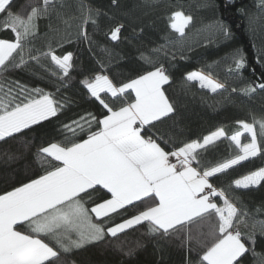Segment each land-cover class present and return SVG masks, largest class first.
Returning a JSON list of instances; mask_svg holds the SVG:
<instances>
[{
  "label": "snow or ice",
  "instance_id": "1",
  "mask_svg": "<svg viewBox=\"0 0 264 264\" xmlns=\"http://www.w3.org/2000/svg\"><path fill=\"white\" fill-rule=\"evenodd\" d=\"M232 2L227 0V3ZM12 3L13 0H0L2 26L15 34L14 41L0 39V141L23 135L24 130H32L34 125L56 117L64 107L55 99V94L39 88L28 89L19 81L8 80L6 72L28 68L29 60L47 71L40 61L41 57H50L62 73H51L59 81V92L66 87L64 78L70 77L73 68L72 53L57 56L49 46L48 52L33 55L32 49L24 43L35 35L36 19L54 12L59 17L57 3L64 8L65 0L29 3L26 7H30V12L26 16L13 12ZM112 5L119 7L118 0H112ZM204 6L214 7L210 3ZM258 7L264 13V0H259ZM78 10L80 17L73 19L81 21L77 25L81 30L79 35L87 40L83 26L89 21L96 24L93 14L101 13L83 0H78ZM192 19L182 11H175L170 28L183 37ZM122 27L118 25L111 30V40H118ZM216 34L230 36L222 21L216 22ZM232 61L236 72L246 66L240 50L233 54ZM185 80L198 82L201 88L213 93L225 89L223 83L198 71L188 72ZM169 82L170 76L162 63L120 84L99 73L81 81L107 114L97 118L88 113L63 125V130L71 136L36 151V162L43 174L0 194V264H67L62 254L101 241L105 235L116 237L144 222L148 223L149 234L162 237L186 227L190 233L189 226L194 223L206 224L207 232L196 240L203 250L199 264H245L249 255L264 264V257L255 251L257 227L259 225V234L264 237V221H256L244 207H238L240 200L235 194L236 190L264 187V166L232 181L228 185V191L234 193L231 197L224 188L218 189L210 182V178H218V174H226L244 161L264 159V119L254 117L252 123L237 121L251 137L250 142L244 144H241V131L227 137L221 127L204 136L202 141L192 140L166 150L168 144L174 145L163 128L166 118L171 119L175 111L163 88ZM257 89L264 91V83L249 84L241 91L250 96ZM132 93L134 98L129 100ZM77 130L86 133L87 138L79 142L72 139L78 134ZM222 137L234 142L238 153L205 167L198 150H206ZM101 191L110 194V198L87 208V200ZM129 206L137 209L136 214L105 229L104 218L112 219L113 213L122 215L121 210L126 212ZM90 213L100 222H93Z\"/></svg>",
  "mask_w": 264,
  "mask_h": 264
},
{
  "label": "trees",
  "instance_id": "2",
  "mask_svg": "<svg viewBox=\"0 0 264 264\" xmlns=\"http://www.w3.org/2000/svg\"><path fill=\"white\" fill-rule=\"evenodd\" d=\"M29 3L41 4L42 0H13L12 11L26 16L30 12V7H26ZM83 3L101 13L99 16L93 14L96 24L89 21L83 26L87 40L79 35L81 30L77 25L81 21L73 19L81 15L78 0H65L64 8L57 3L60 16L54 12L37 18L35 35L24 41L33 55L48 52L49 46L57 56L72 53L73 68L70 77L63 81L66 87L57 92L59 81L51 73H59V70L50 57H41L40 61L47 71L29 60L28 68L10 69L4 74L8 80L19 81L28 89L39 88L55 94V99L64 107L56 117L34 125L32 130H24L23 135L16 134L15 138L0 141V194L43 174L36 162V151L41 146L71 136L63 130V125L88 113L97 118L107 114L81 83L97 73L108 75L120 84L163 64L170 76L169 84L163 88L175 108L172 118H166L163 125L174 141V145L168 144L166 150L192 140L202 141L204 136L221 127L230 137L237 130L243 131L237 121L252 123L254 117L264 119V91L257 89L250 96L241 91L249 84L264 83V13L258 7L259 0H233L232 3L227 0H118L119 7L112 5V0H83ZM206 3L214 7H205ZM175 11L193 18L185 27L183 37L170 28L171 15ZM3 19L0 15V39L14 41L15 34L11 29L3 28ZM217 21L227 26L230 36L225 38L216 34ZM118 25L123 27L118 40L113 41L111 30ZM157 49L163 50L157 52ZM237 50L242 51L246 60V66L239 72L234 70L232 61ZM196 70L223 83L225 89L213 93L201 88L198 82L186 81V74ZM132 98L134 93L129 100ZM255 127L258 129L259 125ZM93 130H96L95 125ZM77 132L72 139L79 142L87 138L86 133ZM250 139L249 134L242 132L241 144L250 142ZM198 151L202 164L208 167L234 157L239 150L234 142L222 137L206 150ZM262 166L264 159L252 158L234 166V170H228L226 174H218V178H210V182L218 189L228 191L232 181ZM233 194L228 191L230 197ZM235 194L240 200L238 207H244L256 221H264V187L236 190ZM108 198L110 194L105 191L93 193L91 200L85 197V206L90 209ZM121 211L122 215L111 214L110 220L104 218L105 229L130 218L137 209L129 206L128 211ZM91 215L95 223L100 222L94 214ZM189 227L190 233L186 227L162 237L149 234L148 223L144 222L118 233L116 237L105 235L101 241L62 255L67 264H73V261L75 264H199L203 250L196 240L201 233L207 232V226L194 223ZM255 251L264 257V237L259 234V225ZM245 264H259V260L249 255Z\"/></svg>",
  "mask_w": 264,
  "mask_h": 264
},
{
  "label": "rangeland",
  "instance_id": "3",
  "mask_svg": "<svg viewBox=\"0 0 264 264\" xmlns=\"http://www.w3.org/2000/svg\"><path fill=\"white\" fill-rule=\"evenodd\" d=\"M184 14V13H183ZM185 15V14H184ZM186 16V15H185ZM196 71H198V72H202V71H200V70H196ZM202 73H204V72H202ZM204 74H206V73H204ZM206 75H208V74H206ZM212 79H214L213 77H211ZM214 80H216V79H214ZM242 132H244V131H242ZM241 132V133H242Z\"/></svg>",
  "mask_w": 264,
  "mask_h": 264
},
{
  "label": "crops",
  "instance_id": "4",
  "mask_svg": "<svg viewBox=\"0 0 264 264\" xmlns=\"http://www.w3.org/2000/svg\"><path fill=\"white\" fill-rule=\"evenodd\" d=\"M91 214H93V213H90V216H92ZM94 222V221H93Z\"/></svg>",
  "mask_w": 264,
  "mask_h": 264
}]
</instances>
